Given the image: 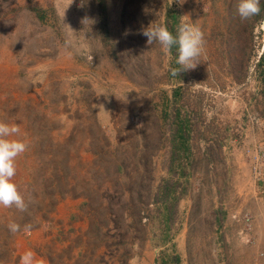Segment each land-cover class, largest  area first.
Returning <instances> with one entry per match:
<instances>
[{"label":"rangeland","instance_id":"374dc122","mask_svg":"<svg viewBox=\"0 0 264 264\" xmlns=\"http://www.w3.org/2000/svg\"><path fill=\"white\" fill-rule=\"evenodd\" d=\"M238 3L0 0V122L27 145L0 264H264V0ZM185 21L204 48L174 75L143 30Z\"/></svg>","mask_w":264,"mask_h":264},{"label":"clouds","instance_id":"9594fccd","mask_svg":"<svg viewBox=\"0 0 264 264\" xmlns=\"http://www.w3.org/2000/svg\"><path fill=\"white\" fill-rule=\"evenodd\" d=\"M261 0H239L237 12L241 19H248L260 13ZM146 43L158 41L165 52H170L173 46L177 49L176 64L179 69H174L173 74L194 68L198 57L204 48V34L199 25L190 21L179 24L175 34L166 27L157 25L143 30ZM17 126L0 122V206L5 208L15 206L23 211L25 201L17 185L12 180L16 171V158L26 150V143L17 139L19 133ZM11 232L19 230V225L11 223ZM21 264H34L32 251H26L20 258Z\"/></svg>","mask_w":264,"mask_h":264},{"label":"crops","instance_id":"0c3cea01","mask_svg":"<svg viewBox=\"0 0 264 264\" xmlns=\"http://www.w3.org/2000/svg\"><path fill=\"white\" fill-rule=\"evenodd\" d=\"M256 226L259 227V228H261L259 231L261 232V230H262V232H263V234H264V220H259V221L256 223ZM263 243H264V242H263Z\"/></svg>","mask_w":264,"mask_h":264}]
</instances>
